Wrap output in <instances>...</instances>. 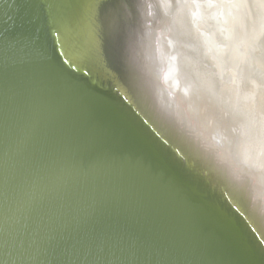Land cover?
Returning <instances> with one entry per match:
<instances>
[{"label":"water","instance_id":"95a60500","mask_svg":"<svg viewBox=\"0 0 264 264\" xmlns=\"http://www.w3.org/2000/svg\"><path fill=\"white\" fill-rule=\"evenodd\" d=\"M144 6L143 0H0V33L15 23L8 34L25 40L42 29L36 62L0 76V264H44V233L38 219L28 214L26 194L38 176L70 167L61 156L70 158L78 150L95 169L100 186L115 193L114 215L121 221L138 219L162 247L180 254L181 264H261L264 245L257 244L264 235L262 227L252 226V192L244 207L246 192L236 199L241 215L217 170L212 174L206 162L177 146L146 104L132 96L133 83L128 85L118 71L125 45L129 64L140 63ZM128 10V23L133 18L135 26L126 35L120 25ZM113 14L116 30L109 23ZM53 15L61 30L58 39L68 40L67 49H53L48 36ZM64 51L72 57L68 65L62 61L69 56L59 55ZM167 61L166 75L172 80L175 65ZM141 70L138 79L150 87ZM185 80L192 83L188 76ZM34 129L60 155L41 158L30 149L27 136ZM219 141L214 139L216 145Z\"/></svg>","mask_w":264,"mask_h":264},{"label":"bare ground","instance_id":"6f19581e","mask_svg":"<svg viewBox=\"0 0 264 264\" xmlns=\"http://www.w3.org/2000/svg\"><path fill=\"white\" fill-rule=\"evenodd\" d=\"M143 2L140 63L129 64L125 45L118 71L177 146L206 162L212 174L217 170L220 182L231 188L225 192L240 199L245 191L243 207L252 192V226L262 227L264 235V0ZM124 15L120 28L127 35L135 25L133 18L128 23L129 10ZM116 20L115 14L109 19L113 30ZM169 58L175 65L172 80L165 71ZM141 68L150 87L138 79Z\"/></svg>","mask_w":264,"mask_h":264},{"label":"snow or ice","instance_id":"6c2138e0","mask_svg":"<svg viewBox=\"0 0 264 264\" xmlns=\"http://www.w3.org/2000/svg\"><path fill=\"white\" fill-rule=\"evenodd\" d=\"M56 22L53 15L52 27L48 29L53 49L58 45L67 49L68 40L58 39L61 30L55 27ZM16 27L13 23L11 29L0 33V76L17 65L33 64L40 51L42 29L37 28L25 40H18L8 34ZM59 55L69 56L62 65H68L72 59L68 51ZM144 123L148 124V121ZM27 139L28 147L41 158L60 155L53 142L35 129ZM163 143L167 145L169 141L164 139ZM87 151L85 146L83 152ZM61 158L70 161V167L66 165L51 175L38 176L26 194L28 214L38 219V227L44 233V264H181L180 254L162 247L158 237L138 219L126 217L121 221L114 215L115 193L100 186L99 178L94 175L95 169L80 150L70 158ZM227 195L233 196L232 207L243 215L236 206L235 195ZM260 245H264V238H258L257 247ZM259 250L261 264H264V247Z\"/></svg>","mask_w":264,"mask_h":264}]
</instances>
